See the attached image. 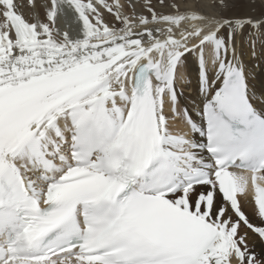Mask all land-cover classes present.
<instances>
[{"label": "snow or ice", "instance_id": "6c2138e0", "mask_svg": "<svg viewBox=\"0 0 264 264\" xmlns=\"http://www.w3.org/2000/svg\"><path fill=\"white\" fill-rule=\"evenodd\" d=\"M256 4L0 0V264H264Z\"/></svg>", "mask_w": 264, "mask_h": 264}, {"label": "bare ground", "instance_id": "6f19581e", "mask_svg": "<svg viewBox=\"0 0 264 264\" xmlns=\"http://www.w3.org/2000/svg\"><path fill=\"white\" fill-rule=\"evenodd\" d=\"M19 2L24 3L25 0H19ZM197 2L200 3V6L197 7ZM210 0H187L189 7L193 10H199L202 14H208L211 15V7L208 6L210 4ZM249 0H241V3H244L247 5ZM205 6V8H203ZM262 9L259 7V4L257 2L255 11L251 7H246L245 12L248 14H251L253 16H256L259 18V15L261 13ZM64 23V22H62ZM71 21L65 23V26L67 24H70ZM246 63L248 64L249 69V80H250V87L253 89L254 92L257 94L264 93V59H252L249 57H245ZM193 75H194V70ZM193 94V89L190 91ZM190 94V93H189ZM185 98L189 99L191 98V95L188 97V95L185 94ZM249 214L252 216V220L255 223H259V218L251 213V205H249ZM249 249L252 250V252L256 253V255L264 259V240H261L256 234L249 233V240H248Z\"/></svg>", "mask_w": 264, "mask_h": 264}, {"label": "rangeland", "instance_id": "374dc122", "mask_svg": "<svg viewBox=\"0 0 264 264\" xmlns=\"http://www.w3.org/2000/svg\"><path fill=\"white\" fill-rule=\"evenodd\" d=\"M210 1H211V2H210V4H209L208 6H210L211 3H212V0H210ZM257 2H258L259 7H260V0H257ZM196 4H199V5H197V7L200 6V3H199V2H197ZM188 6H190V5H188ZM203 8H205V6H203ZM260 8H261V7H260ZM182 87H183V90H184L185 94L188 95V97H189L190 95H192V93L190 92L191 89H189L186 85H185V86H182ZM189 93H190V94H189ZM251 251H252V250H251Z\"/></svg>", "mask_w": 264, "mask_h": 264}]
</instances>
